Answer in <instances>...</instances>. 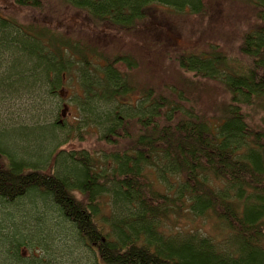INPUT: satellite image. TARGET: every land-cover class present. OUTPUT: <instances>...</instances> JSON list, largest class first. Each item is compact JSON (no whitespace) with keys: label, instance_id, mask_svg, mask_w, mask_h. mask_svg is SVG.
<instances>
[{"label":"trees","instance_id":"16d2710c","mask_svg":"<svg viewBox=\"0 0 264 264\" xmlns=\"http://www.w3.org/2000/svg\"><path fill=\"white\" fill-rule=\"evenodd\" d=\"M66 1L87 12L95 32L105 23L133 29L159 17L160 7L200 15L211 6ZM244 1L256 9L257 22L235 56L216 46L209 54L170 55L164 48L158 54L182 75L201 79L198 92L221 88L212 118L187 105L191 92L159 82L165 70L143 73L126 54L110 58L0 15V111L22 94L31 104L30 125L18 126L21 136L8 146L1 139L15 126L0 117V264H264V0ZM66 82L79 86L69 150L56 118ZM85 129L123 146L88 150ZM189 218L211 219L223 237L191 228Z\"/></svg>","mask_w":264,"mask_h":264},{"label":"rangeland","instance_id":"374dc122","mask_svg":"<svg viewBox=\"0 0 264 264\" xmlns=\"http://www.w3.org/2000/svg\"><path fill=\"white\" fill-rule=\"evenodd\" d=\"M39 1V7H30L17 5L14 3L15 0H0V15L15 20L24 29L40 30L41 33L45 32V35H52L54 39H59L63 43L67 40L76 46L91 47L94 51L110 58L114 54H126L139 63V68L143 73L151 71L162 74L161 71L165 70L163 73L169 72L170 76L165 73L163 77L165 81L159 80V82L161 84L168 83L191 92L189 93L190 101L188 99L187 105L193 106L197 112L206 118L214 117L220 110L223 99L221 88L211 84L212 91L210 93L198 92V88L202 86V80L192 78V74L182 75L183 71L179 70L174 63L163 62L158 55L160 49L164 48L163 52L166 49L165 52L170 55L175 53L177 55H181L180 53L199 54L202 52L209 54V49L216 46L226 56H235L242 35L257 22L256 9L248 2L247 4L244 3V0H208L207 3H211V6L208 7L210 10L200 15L190 14L187 10L184 13H174L170 8L159 6V11L163 10V13L159 12V17L151 18V21L150 19H142L139 21L140 24L133 29H121L105 23L95 32L89 23L90 19L87 18V12L74 8L66 0ZM166 12L170 18L167 17ZM152 21H154L153 25L150 24ZM169 22L172 25L170 28ZM162 23L168 28L165 30L168 31L167 34H163L162 28L160 30ZM145 30L151 34L145 36L148 34ZM162 40H168L165 46H163ZM158 41H161L160 44L157 43ZM45 45L47 43L43 41V47ZM80 51L84 53L83 50ZM81 56L86 55L80 54ZM180 79L183 84L176 85ZM213 86H215L214 90ZM78 88V84L66 82L58 89L60 94L57 101L56 118L64 131L60 142H63L66 150L74 147V144L69 146V142L74 143L75 136L71 127L75 124L74 117H77V112L72 99ZM215 96H218L220 100ZM28 97L22 94L19 101L8 100V103L5 104L7 106L4 107L5 112L9 110L7 115L4 110L0 111V117L11 119L14 123L13 126H15L7 129V132L3 134L1 143L5 146H8L16 135L21 136V128L23 127L18 126L30 125L28 122L29 115L26 113L31 105L28 102ZM65 105L69 106L67 110H64ZM8 106L9 108H7ZM35 112L34 116L30 117L36 120L41 111L36 110ZM83 132V146L88 150H120L123 146V142L115 147L108 145L99 140L94 132L88 129L83 130ZM106 207V204L102 205L103 212H105ZM186 223L191 228H203L214 237H223L219 230L213 227L211 219L189 218ZM23 253L26 254L25 251Z\"/></svg>","mask_w":264,"mask_h":264}]
</instances>
